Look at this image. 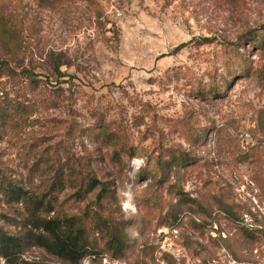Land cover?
<instances>
[{"label":"rangeland","instance_id":"374dc122","mask_svg":"<svg viewBox=\"0 0 264 264\" xmlns=\"http://www.w3.org/2000/svg\"><path fill=\"white\" fill-rule=\"evenodd\" d=\"M40 201L107 264H264V0H0V228L61 264Z\"/></svg>","mask_w":264,"mask_h":264},{"label":"trees","instance_id":"16d2710c","mask_svg":"<svg viewBox=\"0 0 264 264\" xmlns=\"http://www.w3.org/2000/svg\"><path fill=\"white\" fill-rule=\"evenodd\" d=\"M5 47H7L6 40ZM20 194L22 196H19L18 201L27 195L23 191ZM33 207L26 224L31 228L27 238L29 242L31 241L46 253L56 257L61 264H83L86 260L91 263L96 258L103 262L104 259H108L100 252L90 249L89 233L82 219L76 216L66 218L43 217L40 215L42 211L49 215L52 210L44 206L42 201L34 202ZM251 216L255 225H258V220L254 214ZM108 221L106 218H99L97 226L109 233V240L106 243L107 251L115 257H122L130 244L126 230L123 227L121 229L114 227L115 225L109 224ZM97 231L100 233L99 230ZM26 248L22 238L10 235L0 228V258L6 264H31L21 260L22 255L27 253Z\"/></svg>","mask_w":264,"mask_h":264},{"label":"built area","instance_id":"2783aa9c","mask_svg":"<svg viewBox=\"0 0 264 264\" xmlns=\"http://www.w3.org/2000/svg\"><path fill=\"white\" fill-rule=\"evenodd\" d=\"M23 259H25V260H29V259H27L25 256H23ZM86 261L88 262V260H86ZM86 261H85V262H86ZM30 262H32V261L30 260ZM85 262H84V263H85ZM103 262H105V264H107V263H108L107 258L104 259ZM84 263H83V264H84Z\"/></svg>","mask_w":264,"mask_h":264}]
</instances>
